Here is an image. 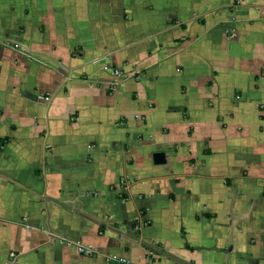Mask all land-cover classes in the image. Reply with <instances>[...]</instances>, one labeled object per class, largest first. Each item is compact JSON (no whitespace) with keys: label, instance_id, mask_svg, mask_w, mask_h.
<instances>
[{"label":"crops","instance_id":"0c3cea01","mask_svg":"<svg viewBox=\"0 0 264 264\" xmlns=\"http://www.w3.org/2000/svg\"><path fill=\"white\" fill-rule=\"evenodd\" d=\"M111 256L264 264V0H0V264Z\"/></svg>","mask_w":264,"mask_h":264},{"label":"built area","instance_id":"2783aa9c","mask_svg":"<svg viewBox=\"0 0 264 264\" xmlns=\"http://www.w3.org/2000/svg\"><path fill=\"white\" fill-rule=\"evenodd\" d=\"M109 74L111 75L112 77V81L114 82V84L118 81V79L120 78H123L124 77V73L122 72L121 69L119 68H113L111 70H109ZM63 242H65V240H61ZM68 245H70L71 243L70 242H67ZM77 247V251L78 253L80 254H86V255H89L92 253V250L90 248H87V247H83L81 245H76ZM10 257H14L13 254H11ZM108 261L109 262H115L117 264H129V262L125 259H121V258H118L116 256H111L108 258Z\"/></svg>","mask_w":264,"mask_h":264},{"label":"water","instance_id":"95a60500","mask_svg":"<svg viewBox=\"0 0 264 264\" xmlns=\"http://www.w3.org/2000/svg\"><path fill=\"white\" fill-rule=\"evenodd\" d=\"M150 249V248H149Z\"/></svg>","mask_w":264,"mask_h":264}]
</instances>
